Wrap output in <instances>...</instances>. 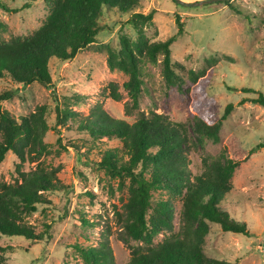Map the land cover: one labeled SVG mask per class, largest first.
Masks as SVG:
<instances>
[{
  "label": "rangeland",
  "instance_id": "obj_1",
  "mask_svg": "<svg viewBox=\"0 0 264 264\" xmlns=\"http://www.w3.org/2000/svg\"><path fill=\"white\" fill-rule=\"evenodd\" d=\"M197 1L140 0L136 9L143 13L155 10L154 24L144 27L150 41L174 35V14L180 15L184 33L175 38L170 49L173 61L183 66L175 69L187 84V70H200L207 66L206 58H216L203 88L194 95L196 110L186 103L182 92L165 82L160 58L156 64H145L138 106L131 107L122 86L126 74L109 69L107 64V46L118 50L120 35L135 38V30L127 22L129 15L117 9L102 10L96 41L78 51L74 58L50 59L52 81L48 86L17 83L8 75L0 79V92H11L2 106L15 116L29 115L37 106H46L48 129L43 140L47 150L37 159L27 158L20 171L42 166L65 185L57 191H45L48 201L38 204L37 211L24 217L36 233H43L41 239L0 234V246L4 248L2 264H85L76 245L98 247L102 241H107L111 249L113 264H127L133 246L146 248L142 241L125 240L122 222L128 181L119 185L118 177H111L98 165L105 149L120 147L121 143L106 136L91 137L77 127L97 104L112 117L128 123L141 114H162L183 123L190 136L195 112L204 114L210 123L221 120L220 140H236L246 156L233 173L232 189L222 207L231 217L245 222L249 234L222 231L218 224H210L204 253L230 264H264V148H255L264 142V106L253 101L258 94L264 95V0H230L237 4L240 13L219 1L189 4ZM27 3L30 6L24 7ZM47 13L48 7L42 0H0V40L31 34ZM110 83L117 84L122 94L120 100L109 97ZM75 94L80 97L77 99ZM64 101H68L76 116L61 125L56 121L55 106H63ZM229 103L231 110L222 119ZM192 141L187 154L188 168L195 175L202 171L203 159L220 157L223 146L207 137L202 142ZM17 163L19 160L9 152L0 164V183L19 180ZM161 193L154 191L153 199ZM174 205L172 229L157 234L152 245L180 232L181 201L176 199ZM83 218L89 223L83 224Z\"/></svg>",
  "mask_w": 264,
  "mask_h": 264
},
{
  "label": "trees",
  "instance_id": "obj_2",
  "mask_svg": "<svg viewBox=\"0 0 264 264\" xmlns=\"http://www.w3.org/2000/svg\"><path fill=\"white\" fill-rule=\"evenodd\" d=\"M42 1L48 7V13L37 29L26 36L0 40V79L8 75L17 83L38 82L48 86L52 81L50 59L67 61L74 58L78 51L96 41L102 10L117 9L129 15L127 22L133 26L135 38L120 35L118 50L107 46V64L109 69L126 74L127 79L122 86L131 107L138 106L145 64H156L160 58L165 82L182 92L186 103L196 110L194 95L203 88L216 58H206L207 66L200 70H187L190 83L187 84L175 69L177 66L183 69V66L171 57L170 44L184 33V23L178 13L174 14L176 33L165 40L150 41L144 27L154 24L155 10L147 13L136 11L140 0ZM219 2L236 13L241 12L230 0ZM29 6L30 3L24 4V7ZM108 88L110 98L116 101L122 98L116 83H110ZM10 97L11 92H0V164L11 152L19 160L16 164L19 180L0 183V234L41 239L43 233H36L24 217L37 211L38 204L48 201L43 194L45 191H57L65 185L42 166L29 172L20 171L27 158L37 159L47 150L43 140L48 129L46 106H37L29 115L15 116L2 106V102ZM75 97L78 99L80 95L75 94ZM253 101L264 106V95L258 94ZM231 107V103L225 106L222 119L228 116ZM125 109L128 111V104ZM55 110L56 121L61 125H66L70 117L76 116L68 101H64L61 107L56 105ZM77 127L91 137L106 136L121 143L120 147L105 149L98 165L111 177H118L119 185L124 186L125 180L128 181L122 222L125 240L142 241L146 248L133 246L127 264H230L223 259L206 256L203 249L210 224H218L222 231L249 234L245 222L231 217L222 207L223 200L232 189L233 173L246 156L236 140H220L221 120L210 123L204 114L195 112L190 136L183 123L173 122L162 114H141L134 122L128 123L112 117L97 104L81 118ZM206 137L221 143L223 149L219 158L203 159L202 171L192 175L187 156L192 139L202 142ZM255 148H264V142ZM154 191L162 193L153 199ZM176 199L182 205L180 232L165 236L152 245L157 234L172 229ZM82 222L86 225L89 220L83 218ZM75 248L80 251L85 264H113L107 241L100 242L98 247L78 244ZM3 251L0 246V264Z\"/></svg>",
  "mask_w": 264,
  "mask_h": 264
},
{
  "label": "water",
  "instance_id": "obj_3",
  "mask_svg": "<svg viewBox=\"0 0 264 264\" xmlns=\"http://www.w3.org/2000/svg\"><path fill=\"white\" fill-rule=\"evenodd\" d=\"M215 1H222V0H199V1H197V2L189 3V4L200 5V4H203V3H210V2H215Z\"/></svg>",
  "mask_w": 264,
  "mask_h": 264
}]
</instances>
